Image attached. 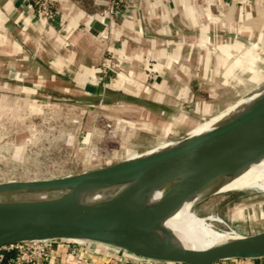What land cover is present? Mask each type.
<instances>
[{"label":"crops","instance_id":"0c3cea01","mask_svg":"<svg viewBox=\"0 0 264 264\" xmlns=\"http://www.w3.org/2000/svg\"><path fill=\"white\" fill-rule=\"evenodd\" d=\"M127 3L110 21L104 0H59L48 24L31 0H0V63L21 70L14 80L24 92L43 93L51 81L89 106L168 114L169 128L184 133L264 79V0ZM50 252L51 264H172L91 242L53 240Z\"/></svg>","mask_w":264,"mask_h":264},{"label":"water","instance_id":"95a60500","mask_svg":"<svg viewBox=\"0 0 264 264\" xmlns=\"http://www.w3.org/2000/svg\"><path fill=\"white\" fill-rule=\"evenodd\" d=\"M244 96L254 98L244 103ZM242 97L234 108L230 105L235 102L216 114L223 116L215 128L196 136H190V129L167 141H178L170 148L76 175L1 183L0 191L29 186L42 196L27 201L0 197V246L79 239L156 262L214 264L263 258L264 231L191 248L179 244L163 225L184 201H192L194 209L203 193L224 191L225 183L264 153V82ZM156 190L162 195L152 202Z\"/></svg>","mask_w":264,"mask_h":264},{"label":"rangeland","instance_id":"374dc122","mask_svg":"<svg viewBox=\"0 0 264 264\" xmlns=\"http://www.w3.org/2000/svg\"><path fill=\"white\" fill-rule=\"evenodd\" d=\"M45 1L54 13L46 20L50 24L59 0ZM115 1L120 12L128 6L127 0H104L101 12ZM33 7L37 13L38 7ZM37 15L45 19V15ZM0 76V184L76 175L120 162L185 134L176 125L169 128L172 120L168 114L155 118L134 107L89 106L76 100L79 94L58 93L50 87L54 85L51 81L45 82L43 93L24 92L14 80L24 75L15 66L0 63ZM262 82L264 79L254 82L246 93ZM226 97H218V103ZM217 113L206 115L202 121ZM27 187L3 188L0 194ZM194 211L199 216L219 218L222 222L212 221L217 232L229 231L231 238L264 231V191H209L197 200Z\"/></svg>","mask_w":264,"mask_h":264},{"label":"bare ground","instance_id":"6f19581e","mask_svg":"<svg viewBox=\"0 0 264 264\" xmlns=\"http://www.w3.org/2000/svg\"><path fill=\"white\" fill-rule=\"evenodd\" d=\"M257 94L253 95L254 97ZM253 96H244L242 100L244 103H250L253 100ZM239 100V101H240ZM237 101V102H239ZM230 105V108H234L236 103ZM225 114V113H224ZM228 114V113H226ZM225 114V115H226ZM221 115H214L208 120L193 128L190 132V136H196L201 133L212 130L219 124ZM178 144V141L164 142L158 146L149 149L145 152L135 154L128 159L138 158L143 155L150 154L164 148H170ZM254 189L264 191V153L255 158L251 163L247 165L233 180L223 185L221 190H245ZM227 193V192H226ZM162 195L161 190L154 191L149 200L152 202L158 200ZM42 196L37 193L34 187H27L24 189L14 190L11 192L0 194V197H10V199L16 201H27L32 198ZM88 198V197H86ZM212 221L222 222L219 218L213 216H199L192 208V201H184L177 211L169 215L164 220V227L174 232V238L179 244L191 248H209L216 246L231 239L229 231L222 233L217 232V227ZM162 234V232H160ZM214 235L212 239L205 240V236ZM74 241H82L79 239H71Z\"/></svg>","mask_w":264,"mask_h":264},{"label":"built area","instance_id":"2783aa9c","mask_svg":"<svg viewBox=\"0 0 264 264\" xmlns=\"http://www.w3.org/2000/svg\"><path fill=\"white\" fill-rule=\"evenodd\" d=\"M31 1L38 7L37 13L45 15V20L53 17V10L49 8L45 0ZM118 3V1H115L102 12L110 21L114 20L119 11ZM52 241L29 240L2 245L0 246V264H51L49 260L51 258ZM71 242L76 245L87 243L73 240Z\"/></svg>","mask_w":264,"mask_h":264},{"label":"trees","instance_id":"16d2710c","mask_svg":"<svg viewBox=\"0 0 264 264\" xmlns=\"http://www.w3.org/2000/svg\"><path fill=\"white\" fill-rule=\"evenodd\" d=\"M172 264H177V263H172Z\"/></svg>","mask_w":264,"mask_h":264}]
</instances>
